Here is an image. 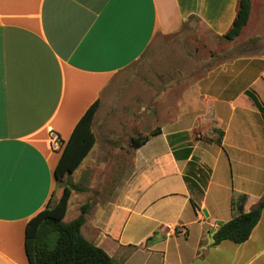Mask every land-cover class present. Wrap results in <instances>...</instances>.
Here are the masks:
<instances>
[{
	"label": "crops",
	"instance_id": "0c3cea01",
	"mask_svg": "<svg viewBox=\"0 0 264 264\" xmlns=\"http://www.w3.org/2000/svg\"><path fill=\"white\" fill-rule=\"evenodd\" d=\"M239 3L0 0V264H30L27 223L49 202L63 142L97 99V140L81 174L87 190L76 191L87 197L82 205L90 204L81 229L87 240L102 247L115 264H264V210L244 243L225 240L213 246L209 233L235 215L232 203L237 198L220 182L227 148L244 144L261 155L258 136L244 141L238 122L226 129L220 125L227 102L232 111L238 108L232 98L233 93L238 96L235 82L245 77L242 49L238 55L236 46L220 47L232 55L218 63L211 54V68L204 62L203 74L168 78V84L176 85L172 91L141 90L139 102H120L128 94L114 90L117 75L149 51L157 36L177 33L190 17H197L223 37ZM254 6L252 0L244 29ZM218 69L219 85L212 91L203 77L206 73L209 79ZM249 78L262 81L264 71ZM153 82L156 87L162 83L157 77ZM247 90L253 89L241 86L240 95ZM123 106L134 108H129L125 125L111 117ZM151 119L154 127L145 134ZM205 127L212 132L207 134ZM159 129L143 146H132V138ZM51 132L58 134L59 148L52 145ZM192 161L209 173L205 186L198 180L200 172L197 187L187 181ZM121 179L126 180L122 185ZM241 194L248 197L246 211L261 198ZM82 205L65 221L78 217ZM153 234L155 240L141 246Z\"/></svg>",
	"mask_w": 264,
	"mask_h": 264
},
{
	"label": "rangeland",
	"instance_id": "374dc122",
	"mask_svg": "<svg viewBox=\"0 0 264 264\" xmlns=\"http://www.w3.org/2000/svg\"><path fill=\"white\" fill-rule=\"evenodd\" d=\"M263 1L254 0V14L250 24L244 29L243 33L236 41L229 40L224 36L217 35L210 32L206 28V24L197 17H190L184 24L183 28L174 34L159 35L155 41L151 44V49L135 61L131 66L120 72L116 77V83L114 90L116 93L128 94L126 98L118 99L120 102L135 101L139 102V92L153 91L155 88L160 92L172 91L175 84H168L165 80L174 76H197L203 74L206 66L204 62H208V68H211L210 57L214 56L215 62L224 60L231 53H225L220 51L221 48L227 46H236L244 58L245 77L238 78L235 82L236 93H233V103L237 105V110L232 111V105L227 102L225 105V112L222 113V121L220 125L222 128H228L230 125H235L236 122L240 125L238 134L244 136V141L248 138L246 136H254V139L260 140V156L257 157L256 151L254 154L247 149L248 146L228 147L226 155H223L225 160V169L221 174V186L223 189L234 195L236 198L240 196L242 192H248L254 197L264 196V118L261 112L254 106L250 98L243 93L240 95L241 86L244 85V89L251 88L258 92L261 97V101L264 103V80L262 81H250L249 74L260 73L264 71V10ZM228 56V57H230ZM223 64V63H222ZM220 64V66L222 65ZM240 64V63H239ZM222 67V66H221ZM225 68V67H224ZM222 67V71L224 70ZM228 68V67H227ZM242 67L238 66V69ZM235 69V68H234ZM212 68L211 71H213ZM221 70H217L207 79V74L203 78L206 79L205 86L213 87L214 91L218 87V74ZM209 74V73H208ZM221 74V72H220ZM225 76V73L222 74ZM231 72L228 73L229 77ZM158 78L162 83L155 86L153 82L154 78ZM217 80V83L214 82ZM236 96V97H235ZM143 102H145L143 100ZM134 109L133 106H130ZM130 107H122L116 113H112V118H118L117 121L120 124H124L125 117H128ZM143 107V106H141ZM199 108V106H196ZM137 110V108H135ZM150 113V111H149ZM130 117V116H129ZM101 117L98 119V123L101 121ZM155 124V120H149L148 124L144 126L143 133H148ZM125 125V124H124ZM166 125V124H165ZM170 128V124L167 125ZM207 134L212 132V128L205 127L204 130ZM123 129L121 130V135ZM90 160L85 161L81 169L77 170L72 180L76 183L86 185V181H81V174L83 170L87 168ZM128 170V169H126ZM126 180H120L122 185ZM121 187V186H120ZM228 187V188H227ZM64 184L56 182L55 189L52 197L56 201L63 192ZM261 195V196H260ZM87 197H83L76 191L73 192L71 200L69 202L68 215L65 220L70 219L76 215V212L80 205L86 201ZM258 201V199L256 200Z\"/></svg>",
	"mask_w": 264,
	"mask_h": 264
},
{
	"label": "trees",
	"instance_id": "16d2710c",
	"mask_svg": "<svg viewBox=\"0 0 264 264\" xmlns=\"http://www.w3.org/2000/svg\"><path fill=\"white\" fill-rule=\"evenodd\" d=\"M252 12V0H240L237 15L233 25L224 35L229 40L238 37L249 23ZM264 117V103L253 90L245 93ZM101 105L97 99L85 111L77 122L73 132L66 142H63L60 159L55 167V180L64 184L62 195L56 200L51 196L46 207L33 216L27 223L25 247L30 264H115L113 258L100 246L87 240L82 234V227L86 222V213L90 204L81 206V213L70 222L65 221L69 202L74 191H85L87 186L72 180L75 171L81 166L85 158L96 144V134L93 129L95 117ZM161 132L155 131L148 135L132 138V146L139 148L146 144L151 136ZM222 143V139L218 140ZM188 150V154H189ZM201 173L198 180L205 186L209 173L197 169V163L192 161L186 179L192 187H197V173ZM247 195L241 194L233 200L232 208L235 213L232 219L222 221L216 230H210L212 245H218L225 240L235 243L246 242L254 228L259 223L264 210V196L261 197L250 210H245ZM151 235L141 246L155 240Z\"/></svg>",
	"mask_w": 264,
	"mask_h": 264
},
{
	"label": "built area",
	"instance_id": "2783aa9c",
	"mask_svg": "<svg viewBox=\"0 0 264 264\" xmlns=\"http://www.w3.org/2000/svg\"><path fill=\"white\" fill-rule=\"evenodd\" d=\"M51 142H52V145L55 147V148H59V145H60V138L58 136L57 133L55 132H51Z\"/></svg>",
	"mask_w": 264,
	"mask_h": 264
},
{
	"label": "water",
	"instance_id": "95a60500",
	"mask_svg": "<svg viewBox=\"0 0 264 264\" xmlns=\"http://www.w3.org/2000/svg\"><path fill=\"white\" fill-rule=\"evenodd\" d=\"M204 213H205L206 216L209 215L206 209H204Z\"/></svg>",
	"mask_w": 264,
	"mask_h": 264
}]
</instances>
